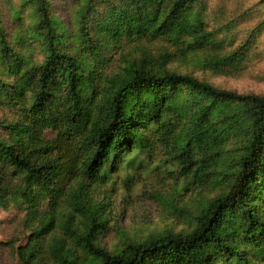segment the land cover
<instances>
[{
    "label": "trees",
    "instance_id": "1",
    "mask_svg": "<svg viewBox=\"0 0 264 264\" xmlns=\"http://www.w3.org/2000/svg\"><path fill=\"white\" fill-rule=\"evenodd\" d=\"M63 1L74 5V27L53 13L54 0H22L30 23L12 43L0 13V107L18 111L0 137V207L17 195L33 209L77 202L67 233L79 238L82 226L90 235L104 220L84 182L139 169L162 145L190 187L224 191L189 232L115 253L83 240L84 264H264V94L167 70L168 52L120 53L125 42H169L183 56L206 52V66L221 74L242 67L246 47L223 52L227 37L209 26L204 0ZM32 47L41 60L26 55ZM49 248L50 264H78L57 239ZM18 252L19 264H47L34 245Z\"/></svg>",
    "mask_w": 264,
    "mask_h": 264
},
{
    "label": "rangeland",
    "instance_id": "2",
    "mask_svg": "<svg viewBox=\"0 0 264 264\" xmlns=\"http://www.w3.org/2000/svg\"><path fill=\"white\" fill-rule=\"evenodd\" d=\"M204 1L207 20L211 22L209 26H217L218 37H227L228 44L223 52L246 47V56L238 70L219 74L206 66V52L183 56L171 43L164 41L125 42L120 46V53L138 52L139 45L154 53L168 52L172 58L167 70L240 94H264V0ZM52 6L55 15L69 27H74V5L71 2L54 0ZM14 10L21 12L22 19L18 24L14 20ZM0 13L11 43L13 37H22L24 26L30 23L29 12L23 9L22 0H0ZM29 51L25 52L26 55L41 60L40 49L32 47ZM115 60L119 64L120 58ZM16 115V109L0 107L1 138L7 133L3 126L13 121ZM238 147L229 148L232 158L238 154L234 150ZM150 154L139 169L120 170L119 166L104 182H84V192L96 203L97 214L104 220L102 228H96L90 235L82 226L79 238L67 233L66 217L74 214L77 202L51 205L46 201L33 209L19 195L11 198L6 208L0 207V264H19L18 250L28 252L33 245L38 258L50 264L54 255L49 247L54 239L70 252L73 261L84 264L91 260L83 249L85 239L115 253L129 243L144 242L167 233L189 232L202 206L224 189L214 184L205 188L190 187V180L178 176L172 152L162 145L155 147ZM50 220L52 222H48ZM80 221L76 215L75 225ZM45 222L50 227L45 226Z\"/></svg>",
    "mask_w": 264,
    "mask_h": 264
}]
</instances>
